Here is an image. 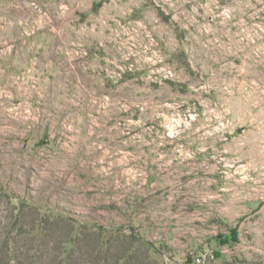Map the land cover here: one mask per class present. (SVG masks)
I'll return each instance as SVG.
<instances>
[{"label": "rangeland", "instance_id": "obj_1", "mask_svg": "<svg viewBox=\"0 0 264 264\" xmlns=\"http://www.w3.org/2000/svg\"><path fill=\"white\" fill-rule=\"evenodd\" d=\"M0 264H264V0H0Z\"/></svg>", "mask_w": 264, "mask_h": 264}, {"label": "trees", "instance_id": "obj_2", "mask_svg": "<svg viewBox=\"0 0 264 264\" xmlns=\"http://www.w3.org/2000/svg\"><path fill=\"white\" fill-rule=\"evenodd\" d=\"M235 234V233H234Z\"/></svg>", "mask_w": 264, "mask_h": 264}]
</instances>
